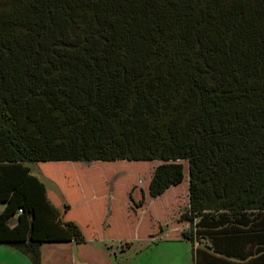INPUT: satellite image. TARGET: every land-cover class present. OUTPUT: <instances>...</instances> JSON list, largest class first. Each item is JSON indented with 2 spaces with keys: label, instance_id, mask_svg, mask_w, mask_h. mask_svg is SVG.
<instances>
[{
  "label": "trees",
  "instance_id": "obj_1",
  "mask_svg": "<svg viewBox=\"0 0 264 264\" xmlns=\"http://www.w3.org/2000/svg\"><path fill=\"white\" fill-rule=\"evenodd\" d=\"M118 161L187 162L191 242L264 214V0H0V245L87 243L30 165Z\"/></svg>",
  "mask_w": 264,
  "mask_h": 264
},
{
  "label": "rangeland",
  "instance_id": "obj_2",
  "mask_svg": "<svg viewBox=\"0 0 264 264\" xmlns=\"http://www.w3.org/2000/svg\"><path fill=\"white\" fill-rule=\"evenodd\" d=\"M159 164V161H118L85 165L38 163L30 167L45 184L50 202L64 219L75 222L85 237L93 242L85 249L91 255H98L99 251L93 240L105 234L111 246L110 249L106 248L108 252L104 253V257L111 260V264H192L191 243L173 238L180 235V231L184 233L195 228L181 218L188 207L187 162H182L185 173L183 182L169 188L165 195L153 201L147 195L148 185ZM128 193L134 203L140 201L141 194H146V207L139 208L132 204ZM65 204L70 209L64 215ZM164 231L172 232L164 234ZM151 234L156 238L150 239ZM160 234L172 239H160ZM65 246L42 245V258L48 260L50 253L55 255L56 250ZM71 248H78L79 255L86 259L83 246L73 245ZM9 252H13L11 248L0 245V264L18 263Z\"/></svg>",
  "mask_w": 264,
  "mask_h": 264
},
{
  "label": "crops",
  "instance_id": "obj_3",
  "mask_svg": "<svg viewBox=\"0 0 264 264\" xmlns=\"http://www.w3.org/2000/svg\"><path fill=\"white\" fill-rule=\"evenodd\" d=\"M34 175L39 178V176L36 174ZM165 193L159 197L151 198L153 201H155L158 198L160 199V197L165 195ZM147 195L149 194L147 193ZM147 195L145 194V202L142 205L143 207H146L148 203ZM64 211L65 209L63 210V214ZM249 221V226L245 227L244 230L235 228L233 231H231V229L227 227H217L214 228V230L218 231L212 232L210 231L209 227L204 226L202 229L203 231L200 243H194L188 239H184L182 231H180V235L173 234V238L185 240L191 243L192 264H264V214L258 217H250ZM165 232L172 231H164V234ZM151 236L152 237L150 239L156 238V236L153 234H151ZM158 237H160V239L163 238V240L172 239L171 237H162V235ZM86 239L87 243L83 245H76L73 242L45 243L51 245H66L65 248L56 250L55 255L50 253V258L46 261L42 258L41 246L44 245L42 244L39 248L40 264H111V260H108L107 257H104L106 256L104 253L108 252L106 248L110 249L109 246H111L108 244L107 238L105 239V234L101 235L98 239L93 240L95 245H98V255H96V253L91 255L90 252L85 250L86 248L93 245V242H91L87 236ZM73 245L84 247L83 253L85 254L86 259H82V256L79 255L80 252L78 248H71ZM196 249L197 252L195 251ZM12 251L13 252H9V254L16 262H18L17 264H31L30 260L26 256L20 254L14 249H12ZM57 253L59 255H57ZM109 256L111 257L110 251ZM93 259H95L94 262Z\"/></svg>",
  "mask_w": 264,
  "mask_h": 264
}]
</instances>
